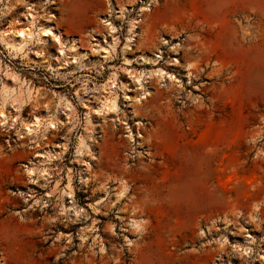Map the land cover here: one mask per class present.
I'll return each instance as SVG.
<instances>
[{
  "label": "rangeland",
  "instance_id": "rangeland-1",
  "mask_svg": "<svg viewBox=\"0 0 264 264\" xmlns=\"http://www.w3.org/2000/svg\"><path fill=\"white\" fill-rule=\"evenodd\" d=\"M0 261L264 264V0H0Z\"/></svg>",
  "mask_w": 264,
  "mask_h": 264
},
{
  "label": "bare ground",
  "instance_id": "bare-ground-1",
  "mask_svg": "<svg viewBox=\"0 0 264 264\" xmlns=\"http://www.w3.org/2000/svg\"><path fill=\"white\" fill-rule=\"evenodd\" d=\"M107 26H108V28H109V32H110V34H114V33H117V29L115 28V27H113L111 24H107ZM137 29V22L136 23H133V24H131V29H130V33H131V35H133L134 34V32H135V30ZM43 34L45 35V36H48V35H52V37H53V39H55L56 41H60L61 40V36L60 35H55V34H53V31L52 30H44L43 31ZM41 36V35H40ZM115 40V39H114ZM113 42V41H112ZM131 42V39H128L127 40V48L129 49V45H128V43H130ZM106 46H107V48H103L102 46H100V49L102 50V52H103V54H104V57H105V59H108L109 57H110V55L115 51V47H116V44H112L111 42L110 43H107L106 42ZM16 45V44H15ZM12 46V49H16V51H21L22 50V46H21V44L19 45L20 47L18 48L17 46ZM99 47V46H98ZM160 60V58L159 57H155V61L157 62V61H159ZM130 63V61L129 60H126V62H125V64L126 65H128ZM136 78V80L137 81H139V79H140V77L139 76H133V78ZM160 77H167V79H172V77L170 76H167V74H164L162 71H160ZM109 105V104H108ZM113 105V104H112ZM112 105H111V107H112ZM107 107V106H106ZM113 109V108H112ZM33 125V124H32ZM34 125H39L38 124V122L37 121H35V123H34ZM37 127V126H36ZM27 130L30 132H34L35 131V129L33 130V128L30 126L29 128H27ZM32 172V171H31ZM30 171H29V173H31ZM33 174V173H32ZM132 227L133 228H135V229H137V228H139V225L135 222V221H132ZM1 262V261H0Z\"/></svg>",
  "mask_w": 264,
  "mask_h": 264
},
{
  "label": "crops",
  "instance_id": "crops-1",
  "mask_svg": "<svg viewBox=\"0 0 264 264\" xmlns=\"http://www.w3.org/2000/svg\"><path fill=\"white\" fill-rule=\"evenodd\" d=\"M70 14V12H68V15ZM85 23L84 22H81L80 24H78L80 27H83ZM71 27V26H70Z\"/></svg>",
  "mask_w": 264,
  "mask_h": 264
}]
</instances>
